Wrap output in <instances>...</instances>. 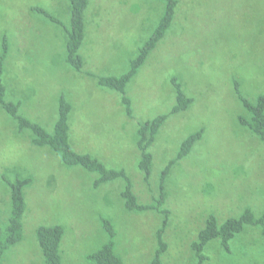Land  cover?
Masks as SVG:
<instances>
[{"label":"rangeland","instance_id":"obj_1","mask_svg":"<svg viewBox=\"0 0 264 264\" xmlns=\"http://www.w3.org/2000/svg\"><path fill=\"white\" fill-rule=\"evenodd\" d=\"M89 2L98 12L99 32L80 49L83 70L94 67L98 74L111 75L126 71V58L134 50L136 53L149 36L163 3L159 0ZM38 5L62 21V25L57 29L45 18L42 37L29 32L28 40L37 42V48L25 61L16 60L11 65L8 72L12 73L11 83L6 77L7 59L2 77L5 101L18 103L19 115L52 133L58 98L63 95L73 108L69 92L77 95L85 115L81 116L75 139L70 117L72 148L98 158L107 168L125 169L132 180V190L134 176L139 171L136 138L141 118L152 112L167 114L171 110L173 77L181 82L186 96L193 99L185 111L166 119L149 147L153 157L149 178L152 186L156 185L157 189L162 170L173 161L165 179V191L167 196L171 192L177 198L166 199L164 204L170 214L163 235L167 250L161 256V264H197L191 244L210 215L219 224L228 218H238L246 208H250L255 218L262 216L264 143L238 122L244 109L236 99L234 81L250 101L264 94V0H180L172 27L128 85L136 104L134 119L118 111L119 106L113 105L111 99L114 97L109 96L111 91L105 88L93 87L105 97L91 100L92 85L83 83V71L77 74L65 64L67 36L63 26L69 28L66 0H0V40L2 29L9 27L14 7ZM108 8L113 10L108 12ZM174 25L178 29L172 30ZM256 27L262 29V34L255 31ZM5 35L13 36V32L8 29ZM204 47L208 60L199 63L194 51H202ZM188 84H192L194 95ZM200 129L202 137L189 155L176 160L181 142ZM17 174L31 179L24 189L23 240L5 253L2 264H43L35 238L36 229L42 225L63 227L65 234L60 247L63 256L67 236L72 237L77 249L83 252L89 249L87 254L102 246L105 235L98 230L100 226H96L94 215L96 210H102L114 223L116 213L122 211V180L93 189L94 174L80 167H62L58 155L48 148L35 147L31 132L19 131L16 121L0 105V201L4 194L9 201L0 225L9 216V184L16 180ZM139 213L131 216L145 218L142 227L155 236L164 217L157 212ZM146 244L151 249L148 236ZM203 253L206 257L203 264H264V234L259 226H246L230 242L228 252L219 241H213ZM67 256L68 253L64 257Z\"/></svg>","mask_w":264,"mask_h":264},{"label":"trees","instance_id":"obj_2","mask_svg":"<svg viewBox=\"0 0 264 264\" xmlns=\"http://www.w3.org/2000/svg\"><path fill=\"white\" fill-rule=\"evenodd\" d=\"M70 4V25L66 28V62L69 66L77 71L81 70L82 61L78 54L83 34H84V12L88 5V0H66ZM163 3V15L152 35L145 46L140 50L139 56L131 63L130 71L118 78H104L100 80V84L119 92L124 96V89L129 80L134 76L137 69L144 63L149 52L159 42L165 32L170 28L175 16L177 5L180 0H160ZM34 10L42 14L50 22L62 25L61 21L52 16L42 8L35 7ZM9 46L6 39H3L0 54V105L4 111L12 117L19 131L29 130L33 136L32 144L38 148H48L59 157L60 164L65 168L80 167L89 173L97 175V179L93 182V187L97 188L105 182H112L122 179L125 182L124 189L121 192V198L124 206L130 212H142L153 210L161 214L164 219L161 228L156 232L157 249L155 251L151 264H161V256L167 250L163 235L169 211L164 208V184L168 172L173 161L169 162L162 170L159 178V197L150 205H140L131 190V184L128 176L124 171L107 168L99 160L89 154H79L72 148L69 140L68 115L71 106L63 98L59 100L58 118L53 128V132H47L43 127L34 123L18 114L19 106L11 102L5 101V87L2 82L3 62L6 59ZM177 90L176 106L171 111L172 114L180 113L187 109L191 103V99L186 97L180 89V86L173 81ZM236 92H238V87ZM242 104L248 113L247 118H240L239 121L257 140L264 143V95H261L252 103L241 98ZM127 114L130 115V103L128 99L123 97ZM167 116H158L138 127V149L141 153L138 162V169L144 174V181L149 182L152 155L148 151L153 143L156 134ZM202 131H198L188 136L180 145L177 154L178 159H182L189 155L194 144L200 139ZM31 183V179L17 175L16 180L10 183V213L6 224L0 226V264L3 256L12 246L22 240V217L25 212L24 188ZM102 227L107 234V242L102 248L87 256V261L91 264H123V261L114 252V230L111 223L105 219H101ZM246 226H259L264 234V213L261 217L255 218L250 209H245L238 218H228L223 223H218L217 219L210 215L199 231L197 240L191 245V249L196 255L197 264H203L205 255L204 248L213 241H219L220 246L229 251L230 242L239 234H241ZM63 236V229L60 226H40L36 230V239L41 249L43 264H62L60 256V243Z\"/></svg>","mask_w":264,"mask_h":264},{"label":"crops","instance_id":"obj_3","mask_svg":"<svg viewBox=\"0 0 264 264\" xmlns=\"http://www.w3.org/2000/svg\"><path fill=\"white\" fill-rule=\"evenodd\" d=\"M160 1V0H159ZM161 2V1H160ZM45 6V4H43ZM189 6H191L189 4ZM187 6V8L189 7ZM35 7H38V8H42L45 10V8H43L41 5H38V6H30V8H24V9H20L18 6L12 10V12L10 13V19H9V27H6L4 29H2L4 31V34L1 38V44H0V54H1V45H2V41L3 39H6L7 42H8V46H9V49H8V52H7V56H6V59L4 60L3 62V73H2V77H3V74L5 72V65H6V62H7V59L9 61V66H8V69L6 70V77L8 79V82L11 83V80H12V73H8V72H11V65L13 63L16 62V60L18 61H25V59H28L32 52L37 48V42H35L34 40L32 41H29L28 40V37H29V32H31L32 34H38L39 37H42L43 36V33H42V30H41V27L45 25V17L42 16V14H39L38 12H36L34 10ZM186 8V10H187ZM68 10H69V25H70V4L68 3ZM113 9H110L108 8V12L112 11ZM163 15V10L160 12L159 14V17L158 19L156 20V22L154 23V26L149 34V36L146 38V40L144 42H142L141 46L137 48L136 50V53H135V50L132 54H130L128 56V58H126V64H127V69L126 71H122V72H115L117 74H109L108 72H102L100 74H98L94 67L93 68H90V69H85L83 70L84 68V61H83V58L80 54V49L81 47L84 45L85 42H87V45L89 44V38L95 34L96 32H99L98 31V28H99V23L97 22V18H98V12L97 10L95 9V6L94 4L92 5V7H90V2L88 0V5H87V8L84 12V34H83V39H82V42H81V45H80V48H79V51H78V54L79 56L81 57V61H82V67H81V70L80 71H77L75 70L74 68H72L71 66H69L66 62V54H65V57H64V61H65V64L67 66H69L74 72H76L77 74H80L82 71L83 73L81 74V76L83 77V83L84 84H87V85H92V88L90 86V90H92V95L90 96V99L95 101L98 99H101L102 96H104V94H102L100 91H94V89H97L96 87H102V88H105L107 90H109L110 94L112 95H109V96H112L114 97L111 98L112 101H113V105L115 106H119V109L118 111L119 112H124V114L126 115L127 118L129 119H134L135 117V109H136V104L133 102L132 100V96L131 94L129 93L128 91V85L130 84V82H132V80H134L139 72V70L145 65L147 59H148V56L157 48L159 42L164 38L166 32L172 27V24L175 20V17L174 16V19L172 21V24L170 26V28L165 32L163 38L157 42V44L155 45V47L149 52V54L147 55L144 63L137 69L136 73L134 74V76L129 80V82L126 84L125 86V89H124V96L122 94H120L119 92L115 91V90H111L103 85L100 84V80L101 79H104V78H118V77H121L125 74H127L129 71H130V68H131V63L137 59V57L139 56V52L140 50L145 46V44L148 42V40L152 37L161 17ZM176 15V14H175ZM53 16V15H52ZM55 17V16H54ZM178 17V16H177ZM57 18V17H55ZM58 19V18H57ZM59 20V19H58ZM62 23V21H61ZM55 24V23H54ZM56 28L59 29V25L55 24ZM179 25V24H178ZM64 30H65V33H66V28L65 26H63ZM8 29H11V31L13 32V36H10V37H7L5 35V33L8 31ZM178 29V26H173V29ZM255 31L257 33H260L262 34V29L256 27L255 28ZM66 36H67V33H66ZM67 42V41H66ZM195 52V55L194 57L198 60L199 63H202V62H206V47H204V49L202 51H194ZM65 53H66V45H65ZM135 53V54H134ZM198 53L199 56H196V54ZM134 54V55H133ZM9 57V58H8ZM36 59L39 58V53L36 54L35 56ZM208 60V59H207ZM77 80V77L74 78V81ZM173 81L176 82V84H178L180 86V89L181 91L183 92V89H182V86L180 85V81L177 79V77H173L171 79V84H172V89H173V92H174V105L172 106L171 110L167 113V114H157L154 112H152L151 115L149 116H145V117H142L140 124H138L139 126L148 122V121H151L153 119H155L156 117L158 116H162V115H166L167 118L171 115H175V114H172L171 111L173 110V108L176 106V100H177V90L173 84ZM3 82V80H2ZM26 82V80H25ZM93 83V84H92ZM4 85V83H3ZM235 85H237L238 87V92L240 94V97L238 96L237 92H236V87ZM5 87V85H4ZM94 87V89H93ZM128 88V89H127ZM188 88L190 90V92L194 95V88L192 86V84H188ZM6 90V89H5ZM234 90H235V95H236V99L238 101L241 102L242 104V101H241V98L249 101V102H252L254 103L257 99H255L254 101H250L249 99L245 98L241 92H240V85L237 81H234ZM70 96H71V99L73 102V108H72V104H70V102H68L66 100V98H64L63 95H61L58 100H57V114L56 116L54 117L55 118V122H54V125L56 123V120L58 118V105H59V100L61 98H63L66 102H68L71 106V110L72 111V114H71V111L68 115V127H69V122H70V117L72 116V119H71V124L73 122V127H74V139L76 137V133H77V127H79V124H80V119H81V116L82 115H85V111L84 109L81 107L80 105V101L77 99V95L75 94H72L70 93ZM99 94V96H98ZM183 94L186 96V94L183 92ZM261 95H264V94H259V96ZM258 96V97H259ZM105 97V96H104ZM123 97H125L126 99H128L129 103H130V115L127 114V111H126V108H125V105L123 104L122 102V99ZM188 97V96H186ZM257 97V98H258ZM190 98V97H188ZM191 99V103L193 101L192 98ZM190 103V104H191ZM16 105H18V103H15ZM189 104V105H190ZM19 106V105H18ZM2 107V106H1ZM242 107L244 109V112L243 114L238 118V122L240 123L239 119L240 118H247L248 117V113L246 111V109L244 108L243 104H242ZM188 108V107H187ZM160 109V108H159ZM159 109L157 111H159ZM4 110V109H3ZM185 111V110H184ZM183 112V111H182ZM6 113V112H5ZM181 113V112H180ZM178 114V113H176ZM53 117H51V122L53 121L54 119ZM138 119H140V116H137ZM166 118V119H167ZM27 119V118H26ZM166 121V120H165ZM164 121V122H165ZM39 125V124H38ZM163 125V124H162ZM161 125V126H162ZM241 125V123H240ZM138 126V127H139ZM242 126V125H241ZM42 127V126H41ZM244 127V126H242ZM54 128V127H53ZM161 128V127H160ZM245 128V127H244ZM246 129V128H245ZM46 130V129H45ZM69 130H70V127H69ZM138 130V129H137ZM47 131V130H46ZM198 131H202V134H203V130L200 129ZM196 131V132H198ZM48 132V131H47ZM53 132V131H52ZM195 132V133H196ZM249 132V131H248ZM194 134V133H193ZM202 134H201V137H202ZM157 135V134H156ZM192 135V134H191ZM138 136V135H137ZM190 136V135H189ZM254 136V135H253ZM70 137V136H69ZM200 137V139H201ZM255 137V136H254ZM32 139H33V136H32ZM155 139V138H154ZM186 139V138H185ZM184 139V140H185ZM199 139V140H200ZM70 140V138H69ZM112 140V138H111ZM138 140L139 138L137 137L136 138V144L138 143ZM183 140V141H184ZM198 140V141H199ZM182 141V142H183ZM154 142V141H153ZM181 142V143H182ZM74 143H75V140H74ZM152 145V144H151ZM150 145V146H151ZM180 148V147H179ZM137 150L139 152V160H140V156H141V153L138 149V146H137ZM149 151V149H148ZM76 152V151H75ZM179 152V151H178ZM191 152V151H190ZM78 153V152H77ZM79 154H82V153H79ZM84 154H88V153H84ZM90 155V154H89ZM94 157V156H92ZM96 158V157H94ZM97 160H99L98 158H96ZM153 159V157H152ZM60 162V161H59ZM101 162V161H100ZM102 163V162H101ZM103 164V163H102ZM61 165V164H60ZM62 166V165H61ZM63 167V166H62ZM65 168V167H64ZM74 168V167H73ZM137 168H138V165H137ZM18 169V168H17ZM66 169H70V168H66ZM152 169V167H151ZM84 170V169H83ZM114 170H120V171H124L126 173V175L128 176L129 180H130V184H131V190H132V180L131 178L129 177L128 173L125 171V169L123 168H118V169H114ZM139 170V169H138ZM87 172V171H86ZM89 173V172H88ZM93 174V173H91ZM19 175V174H17ZM95 175V178L93 180V182L97 179V175ZM25 177V176H23ZM29 178V177H28ZM119 180V179H117ZM122 180V179H121ZM116 181V180H115ZM93 182H92V188L93 189H98L99 187L97 188H94L93 187ZM113 182V181H112ZM122 182L124 183V186H125V182L122 180ZM105 183H108V182H105ZM104 184V183H103ZM147 185V187H144V185ZM134 185H135V189L132 190L133 194L135 195L136 199H137V202L138 204L140 205H150L151 203H153V201L155 199H157L159 197V185L157 186V189H156V185L152 186L150 180L148 183H146L144 181V174L143 172H141L140 170L135 174L134 176ZM124 186L122 188V190L124 189ZM25 189V188H24ZM121 190V192H122ZM121 192H120V197H121ZM2 199L0 201V220H2L4 217H5V211L8 207V196L7 195H3L1 196ZM164 197H165V200L166 199H174L176 200V195L175 194H172L171 192L168 194H166V191H165V184H164ZM9 198H10V194H9ZM25 198V197H24ZM141 199L142 201H145V202H149L150 204H141L139 202L138 199ZM151 198V201L150 199ZM122 199V198H121ZM122 205L120 207V209L122 211H120V213L117 215L116 213V216L114 217V223L112 222L111 219L109 218H106L103 213L104 211L102 210H96V213L94 215V218L96 219L97 222L96 223V226L99 227L98 230L100 229L102 234L105 235V240L103 241L104 243L102 244V246L107 242V234L105 233L103 227H102V222H101V219H105L107 221H109L113 227V230H114V239H113V242H114V252L117 256H119L121 258V260L123 261V264H151L152 263V260H153V257H154V254H155V251L157 249V241H156V233H155V236L154 234H150L147 229L145 227H142V225L144 226L145 225V218H137V217H134V216H131V213H134V212H130V211H127L125 209V206H124V201L122 199ZM165 203V202H164ZM26 208V206H25ZM246 209H250V208H246ZM245 210V209H244ZM243 210V211H244ZM242 211V213H243ZM116 212V210H115ZM153 212H156V211H153V210H149V211H142L141 213L139 214H143V213H153ZM10 213V211H9ZM25 213V212H24ZM241 213V214H242ZM159 214V213H158ZM9 217V216H8ZM130 217V218H129ZM23 218V217H22ZM8 220V218H7ZM7 222V221H6ZM21 223H22V220H21ZM6 223H3L2 225H4ZM0 225V226H2ZM99 225V226H98ZM116 225V226H115ZM44 226V225H42ZM51 226H55V225H51ZM57 226H60V225H57ZM40 227V226H39ZM62 229L63 227L60 226ZM142 227V228H141ZM133 228L135 230H133ZM161 228V226L156 229V230H159ZM201 228V227H200ZM37 230V229H36ZM22 232H23V223H22ZM157 232V231H156ZM65 234V231L63 229V236ZM148 234V235H147ZM118 235V237H117ZM62 236V237H63ZM147 236L148 238L150 239L151 241V249L147 247V244H146V239H147ZM35 238H36V233H35ZM115 239H116V242H115ZM22 240H23V237H22ZM21 240V241H22ZM20 241V242H21ZM62 241V239H61ZM100 241V240H99ZM97 241V242H99ZM19 242V243H20ZM36 242H37V239H36ZM194 242H192L193 244ZM18 244V243H17ZM38 244V242H37ZM191 244V245H192ZM16 245V244H15ZM14 245V246H15ZM102 246L98 249V250H95L93 251L92 253H95L97 251H99ZM13 247V246H12ZM60 247H61V243H60ZM40 248V247H39ZM93 247H90V250L92 249ZM61 250V249H60ZM8 251V250H7ZM41 251V249H40ZM63 251H64V256L66 253H68V256L65 258L61 251H60V256H61V261H62V264H91L87 261V256L92 254V253H89L87 254V251H89V249H87L86 251L83 252V249H77L76 246H75V243L72 239L71 236H67L64 240V243H63ZM66 251V253H65ZM42 254V253H41ZM70 255H72L71 258ZM4 257V256H3ZM43 258V257H42ZM63 258H64V262H63ZM1 264H2V261H1Z\"/></svg>","mask_w":264,"mask_h":264}]
</instances>
